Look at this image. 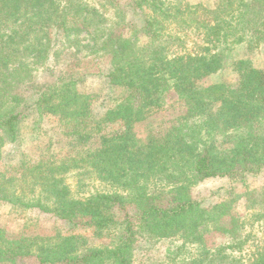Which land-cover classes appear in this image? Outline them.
Here are the masks:
<instances>
[{
    "label": "trees",
    "instance_id": "1",
    "mask_svg": "<svg viewBox=\"0 0 264 264\" xmlns=\"http://www.w3.org/2000/svg\"><path fill=\"white\" fill-rule=\"evenodd\" d=\"M103 1L99 9L88 0H0V203L38 209L72 228L113 235L114 246L88 248L84 236L73 234L12 238L0 227V264H133L139 233L179 239L183 247L201 245L195 258L180 264H246L225 257V250L214 253L203 246L212 231L233 236L236 220L231 219L232 228H220L218 219L231 218L229 207H204L192 190L208 180H239L264 171V71L239 60L233 64L239 72L234 87L204 83L226 67L232 44L256 34L257 41H264V0H225L217 9H203L212 15L207 20L191 18L203 6L131 0L135 11L150 10L139 31L147 44L137 31L127 34L120 0ZM106 6L116 9L113 18L103 13ZM188 20L209 32V46L199 54L171 57L172 40L179 39L166 32L168 22ZM53 30L65 31L70 42L72 36L89 34V48L109 58L110 85L121 93L117 100L106 97L115 102L98 116L94 97L80 92L77 80L59 78L33 106L63 123L71 143L86 148L61 157L38 156L9 173L1 167L3 139L15 137L32 107L24 88L47 62ZM170 95L178 99L180 115L152 139L140 137L138 123L163 108ZM114 124L119 127L102 136ZM75 172L93 174L116 192L78 199L66 179ZM114 209L125 213L122 220ZM248 264H264V248Z\"/></svg>",
    "mask_w": 264,
    "mask_h": 264
},
{
    "label": "rangeland",
    "instance_id": "2",
    "mask_svg": "<svg viewBox=\"0 0 264 264\" xmlns=\"http://www.w3.org/2000/svg\"><path fill=\"white\" fill-rule=\"evenodd\" d=\"M88 1L99 9L105 3L103 0ZM120 1L127 13V34L131 36L137 31L141 43L147 44L144 34H140L139 31L144 25L145 15L150 14V10L145 8L143 12L135 11L131 6V0ZM162 1L168 7H175L181 2L194 7L203 6L199 8L196 16H191L194 18L202 15L203 20L212 17L205 13L204 8L217 9L225 2V0ZM115 10L106 6L102 11L108 18H113ZM166 32L179 39L172 40L174 45L170 51L171 57L199 54L206 46H209L206 41L209 32L200 29L190 20L185 24L177 25H171L168 22ZM256 35L247 37L241 44H232L239 36L231 37L227 43L232 45L226 52V67L205 79V85L226 84L234 87L238 83L239 72L233 64L239 60H249L255 68L264 71V41H257ZM50 36L52 50L49 58L45 64L35 69L30 84L24 88L32 107L25 111V115L18 123L15 137L12 140H7L6 137L3 139L1 167L9 173H15L22 162L38 156L61 157L74 149L86 148L85 145L71 143L73 142L71 138L64 134L63 123L57 122L56 118L50 114L42 115L43 113L33 106L40 94L53 86L59 78L66 76L77 80L79 91L94 97L93 110L98 116L115 102L109 100L106 102L105 98L112 96L117 100L121 93L120 88H112L110 85L109 58L89 48L93 44L89 34L72 36L71 42L66 37L65 31L53 30ZM227 44L224 43L221 47L225 48ZM180 110L178 99L173 95L168 96L163 108L148 112L138 123L137 130L140 137L147 140L155 137L158 132L175 122L180 115ZM117 127H119L118 124L105 127L102 136H107ZM76 145L78 146L75 147ZM66 179L74 196L78 199H85L99 193L116 192L112 186L86 172L71 173ZM192 194L204 207L215 205L229 207L231 218L218 219L220 228H232L231 219L236 220L237 228L234 229L233 236L212 231L203 239L204 247L214 253L225 250V257L242 258L246 264L250 262L255 252L264 248V203L261 201L264 196V171L247 175L246 178L239 180L229 178L208 180L195 186ZM115 212L118 220L124 218L123 211ZM0 227L12 238L73 234L84 236L85 247L88 248H109L115 243L113 235L99 234L88 227L72 228L67 222L54 215L38 209L13 207L6 203H0ZM183 245L184 241L179 239L157 240L139 233L133 244V264H180L195 258L200 252L201 245L186 244L184 247ZM239 247L242 249H238Z\"/></svg>",
    "mask_w": 264,
    "mask_h": 264
}]
</instances>
